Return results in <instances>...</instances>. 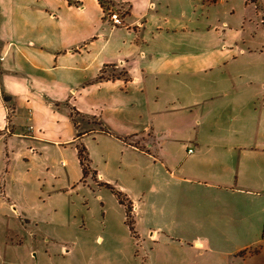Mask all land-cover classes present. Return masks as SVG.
I'll return each mask as SVG.
<instances>
[{"label":"rangeland","instance_id":"obj_1","mask_svg":"<svg viewBox=\"0 0 264 264\" xmlns=\"http://www.w3.org/2000/svg\"><path fill=\"white\" fill-rule=\"evenodd\" d=\"M192 2L190 16L210 23L213 35L228 34L220 43L236 55L228 92L239 95V113L215 102L212 129L181 152L204 142L211 153L225 140L224 156L188 174L159 156L87 138L85 174L76 144L29 156L14 138L0 163V264H29L34 255L39 264H264V0ZM233 125L238 133L227 132Z\"/></svg>","mask_w":264,"mask_h":264},{"label":"crops","instance_id":"obj_2","mask_svg":"<svg viewBox=\"0 0 264 264\" xmlns=\"http://www.w3.org/2000/svg\"><path fill=\"white\" fill-rule=\"evenodd\" d=\"M192 1L0 0V163L14 138L29 156H41L46 146L64 153L76 144L77 162L87 138L103 149L121 144L188 174L224 156L230 146L225 140L211 153L204 142L181 152L212 129L215 106L235 112L239 106L237 92H228L229 75L236 74L228 64L236 55L220 43L228 34L213 35L210 23L196 20L194 11L190 16ZM110 13L121 23H113ZM236 120L234 115L232 124ZM94 172L105 180L103 170ZM3 187L11 200L5 180ZM29 257V264L40 263Z\"/></svg>","mask_w":264,"mask_h":264},{"label":"trees","instance_id":"obj_3","mask_svg":"<svg viewBox=\"0 0 264 264\" xmlns=\"http://www.w3.org/2000/svg\"><path fill=\"white\" fill-rule=\"evenodd\" d=\"M78 158H79L80 164L82 165V170L86 174L85 163H86L88 158H87L86 151H85L84 147H80L78 149ZM119 201L121 202V200H119Z\"/></svg>","mask_w":264,"mask_h":264},{"label":"built area","instance_id":"obj_4","mask_svg":"<svg viewBox=\"0 0 264 264\" xmlns=\"http://www.w3.org/2000/svg\"><path fill=\"white\" fill-rule=\"evenodd\" d=\"M107 17L109 19H111L113 21V23H115V24H120L121 23L120 17L116 13H110V14L107 15Z\"/></svg>","mask_w":264,"mask_h":264}]
</instances>
